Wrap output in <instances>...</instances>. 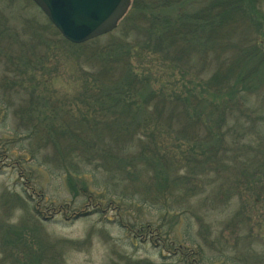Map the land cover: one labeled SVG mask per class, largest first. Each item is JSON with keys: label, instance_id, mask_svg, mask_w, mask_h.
<instances>
[{"label": "rangeland", "instance_id": "1", "mask_svg": "<svg viewBox=\"0 0 264 264\" xmlns=\"http://www.w3.org/2000/svg\"><path fill=\"white\" fill-rule=\"evenodd\" d=\"M136 1L158 10L165 1L171 6L160 16L198 14L212 24L203 39L187 41L195 39L186 45L194 53L184 61L189 88L216 84L222 97L231 95L213 113L211 151L192 142L197 158L177 153V167L162 174L155 158L129 159L126 141L90 122L94 92L79 86V69L91 64L32 0H0V264H264V0ZM224 10L231 12L217 22ZM158 58L159 66L168 65ZM19 60L28 63L16 75ZM39 61V102L20 105L24 84L14 99L3 86L26 79ZM88 104L89 123L80 127L86 149L83 138H68L62 128L77 130L71 118ZM103 150L121 157V165L96 155ZM147 221L151 228L141 229ZM160 222L167 238L159 237Z\"/></svg>", "mask_w": 264, "mask_h": 264}, {"label": "trees", "instance_id": "2", "mask_svg": "<svg viewBox=\"0 0 264 264\" xmlns=\"http://www.w3.org/2000/svg\"><path fill=\"white\" fill-rule=\"evenodd\" d=\"M161 5L171 6L165 1ZM159 10L152 2L141 7L136 0H132L130 9L120 21L118 29L73 46L76 48L74 54L81 56L82 61L91 64L90 70L83 72L82 68L79 69L82 76L79 86L84 91L94 92L90 122L103 123L106 127L104 130L112 135L113 139L126 141L125 148L132 152L127 156L129 159L143 158L149 163L150 157L155 158L153 165L157 167V173L162 174L165 170L168 172L174 165L177 167L175 156L177 153L186 160L197 158L192 142L196 145H203V142L207 151H211L212 147L207 140H216V132L211 125V122L215 121L213 113L218 111L222 103L230 101L231 95L222 97L216 84L211 86V90L206 87L205 91H196L194 86L189 88L190 82L185 80L188 72L184 67V61L190 60L191 53H194L193 49L186 45H190L189 43L195 39L190 40L189 43L187 41L191 38H197L198 41L203 39L201 37L203 31L210 30L212 24L198 14L180 15L179 18L171 19L168 15L160 16L157 12ZM230 12L224 10L218 14L216 21L222 22ZM187 25L191 27H186ZM184 29L188 31L185 33ZM139 34L144 35V38L140 40ZM60 41L63 46L69 43L63 39ZM63 46L55 44L54 48L62 50L65 55ZM50 50H52L51 46ZM158 55L162 58L161 63L168 60V65L159 66ZM19 62V65L13 66L16 75L20 72L22 74L24 66L28 63L25 60ZM39 64L42 65L40 61L34 64L33 73L28 74L26 79L19 78V81L14 80L10 85L4 83L3 87L10 93V99L19 96V92L15 90L24 84L22 87L25 100L20 105L33 107L39 102L40 86L44 83L43 79L37 78L35 72ZM161 68L165 69L173 79L171 80L169 76L163 79L160 74ZM108 74H116L117 77L111 82ZM105 77L108 83L101 80ZM214 82L215 79L212 78L209 84ZM41 100L46 104L48 98L43 96ZM90 107L91 105L88 104L85 112L80 109L77 116L71 118L70 123L75 125L77 130L69 131L66 127L62 128V131L69 132L68 138L74 137L70 136V133H75L73 139L77 141L83 138L87 145L86 149L91 145L85 140L84 129L80 127L84 123H89ZM17 112L20 116L25 113L28 115L29 109L18 108ZM27 118L30 125V117ZM217 118L221 119L222 116L218 114ZM38 126L32 124L30 130L36 132ZM67 128L71 129L70 126ZM56 133L63 132L56 129ZM182 142H186L184 146H187V150L180 145ZM77 145L82 146L78 143ZM110 147L114 148L111 145ZM111 153L106 150L96 151V155L106 163L112 161V164H115L118 159L120 164L121 157H115ZM165 161H168L166 167ZM66 173H69L68 169ZM69 180H71L70 175ZM68 183L71 189L78 191L71 181ZM84 189L85 187L82 186L79 188V190ZM151 224L147 221L140 224V228L143 230L147 226L151 228ZM164 225L160 222L156 227L161 238L168 237ZM262 237L264 238L263 235ZM170 243L172 246L173 242Z\"/></svg>", "mask_w": 264, "mask_h": 264}, {"label": "water", "instance_id": "3", "mask_svg": "<svg viewBox=\"0 0 264 264\" xmlns=\"http://www.w3.org/2000/svg\"><path fill=\"white\" fill-rule=\"evenodd\" d=\"M64 39L78 44L114 30L131 0H32Z\"/></svg>", "mask_w": 264, "mask_h": 264}]
</instances>
